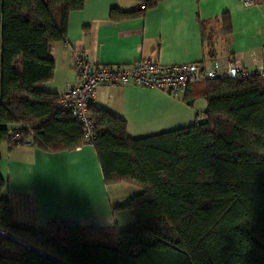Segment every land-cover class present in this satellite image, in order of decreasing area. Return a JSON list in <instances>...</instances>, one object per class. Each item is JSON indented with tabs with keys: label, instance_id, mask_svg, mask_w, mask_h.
Instances as JSON below:
<instances>
[{
	"label": "trees",
	"instance_id": "1",
	"mask_svg": "<svg viewBox=\"0 0 264 264\" xmlns=\"http://www.w3.org/2000/svg\"><path fill=\"white\" fill-rule=\"evenodd\" d=\"M85 1L0 0V147L14 125L27 148L84 145L82 126L43 86L54 76L49 48L65 40L69 14ZM163 1L137 0L139 9H112L109 19L142 18ZM221 24L232 33L228 14ZM196 99L207 104L203 121L139 140L121 118L90 108L105 184L141 190L116 208L134 213L130 232L60 220L44 232L17 227L0 175V264H264V77L193 84L182 100Z\"/></svg>",
	"mask_w": 264,
	"mask_h": 264
},
{
	"label": "crops",
	"instance_id": "2",
	"mask_svg": "<svg viewBox=\"0 0 264 264\" xmlns=\"http://www.w3.org/2000/svg\"><path fill=\"white\" fill-rule=\"evenodd\" d=\"M137 0H86L67 20L65 40L51 45L54 76L43 89L59 96L77 85L72 56L81 53L96 66L131 65L144 59L162 64L202 63L227 68L239 60L248 72L264 66V2L245 7L240 0H164L142 18L111 22L112 9L129 12ZM231 18L227 35L221 16ZM66 45H65V44ZM210 45V46H209ZM96 108L121 118L131 140L158 136L203 121L206 101L187 105L180 96L134 85L106 86L96 91ZM2 198L8 200L17 227L44 232L50 221L81 228H136L131 210H117L141 190L132 185H106L96 150L45 152L37 148L0 147Z\"/></svg>",
	"mask_w": 264,
	"mask_h": 264
},
{
	"label": "built area",
	"instance_id": "3",
	"mask_svg": "<svg viewBox=\"0 0 264 264\" xmlns=\"http://www.w3.org/2000/svg\"><path fill=\"white\" fill-rule=\"evenodd\" d=\"M240 1L245 7L256 4V0ZM259 1L264 2V0ZM72 66L78 84L65 86L64 91L59 95L56 109L69 113L76 119L83 128L84 145L89 146L93 143L95 129L90 108L94 104L98 88L134 85L183 97L193 84L211 80L247 78L252 74L236 59L229 61L227 68H221L217 64L207 67L202 63L162 65L151 59H144L131 65L96 66L79 52L73 54ZM253 73L264 77V66ZM22 130L21 125L8 127L6 144L10 150L16 147L32 146V142L23 137Z\"/></svg>",
	"mask_w": 264,
	"mask_h": 264
},
{
	"label": "water",
	"instance_id": "4",
	"mask_svg": "<svg viewBox=\"0 0 264 264\" xmlns=\"http://www.w3.org/2000/svg\"><path fill=\"white\" fill-rule=\"evenodd\" d=\"M4 235V234H3ZM5 237H7V238H9V239H12L11 237H9V236H7V235H5ZM12 240H14V239H12ZM15 241V240H14ZM50 259V258H49ZM51 260H53V259H51ZM53 261H55V260H53ZM56 263H58V264H61V263H59V262H57V261H55Z\"/></svg>",
	"mask_w": 264,
	"mask_h": 264
}]
</instances>
